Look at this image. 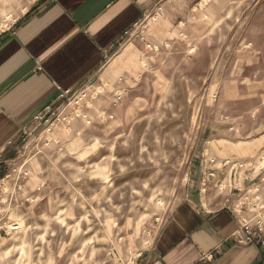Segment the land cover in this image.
I'll return each instance as SVG.
<instances>
[{"label":"rangeland","instance_id":"rangeland-1","mask_svg":"<svg viewBox=\"0 0 264 264\" xmlns=\"http://www.w3.org/2000/svg\"><path fill=\"white\" fill-rule=\"evenodd\" d=\"M34 1L0 0V34ZM170 27L142 22L113 68L133 77L101 79L80 107L26 131L0 176V226L20 227L0 234V264H127L207 150L264 167V0H202ZM261 179L248 189L264 199Z\"/></svg>","mask_w":264,"mask_h":264},{"label":"crops","instance_id":"crops-1","mask_svg":"<svg viewBox=\"0 0 264 264\" xmlns=\"http://www.w3.org/2000/svg\"><path fill=\"white\" fill-rule=\"evenodd\" d=\"M200 1L35 0L0 34V163L18 156L26 131L37 116L58 106L62 91L133 77L126 69L116 76L113 69L129 58L115 59L126 45V32L154 15L172 27ZM209 154L214 159L206 158ZM216 156L211 148L190 165L169 219L133 264H264L258 243L241 246L234 240L242 219L252 217L247 209H235L238 190L251 187L261 172H244L234 167L236 158L226 165L227 158Z\"/></svg>","mask_w":264,"mask_h":264},{"label":"built area","instance_id":"built-area-1","mask_svg":"<svg viewBox=\"0 0 264 264\" xmlns=\"http://www.w3.org/2000/svg\"><path fill=\"white\" fill-rule=\"evenodd\" d=\"M150 17H148L146 20H148ZM139 25H136L135 28H137ZM133 30L125 33L126 43L131 41V39L133 38V34H132ZM94 87L95 85H91L87 88L75 92L62 91L59 95L58 106L55 109L49 108L47 113L37 116L34 120V124L41 125L42 123L48 122L46 119L48 115L50 114L54 115L55 113L61 110L64 111V109L68 108L69 106L73 105L75 107H80L89 98V91ZM115 98L119 102L122 100L123 94H121L120 92L116 93ZM81 116H82L81 113H77V117H81ZM88 123L91 124V122ZM6 164L7 163H3V162L0 163V176L3 174L2 172L4 170L2 166ZM229 164L230 162H226V165ZM234 167L248 173L252 171H256L257 169V166L253 162L235 163ZM262 171H264V167L259 169V172ZM209 178L210 179L215 178V174L210 173ZM246 178L247 180H251V176L249 175H247ZM262 180L263 179H261V181ZM1 183L3 184V180L0 181V184ZM219 187L221 190H225V187L222 184ZM261 190H262L261 187H257L255 189L238 190V200H237V204L235 205V209L237 210L247 209L252 214V217L242 219L240 228L236 233V235L234 236V240L238 245L251 246L258 243L264 249V199L263 196L261 195L262 193ZM4 220L5 218L2 217V219H0V223ZM18 230H20V227L16 224L7 225V223H5L4 226H0V234H4L5 236H9L13 232H16ZM135 258L130 260L131 262L130 264L134 263Z\"/></svg>","mask_w":264,"mask_h":264},{"label":"bare ground","instance_id":"bare-ground-1","mask_svg":"<svg viewBox=\"0 0 264 264\" xmlns=\"http://www.w3.org/2000/svg\"><path fill=\"white\" fill-rule=\"evenodd\" d=\"M209 4V3H208ZM154 30L159 33H165L168 31V28L159 22H157V25L155 26Z\"/></svg>","mask_w":264,"mask_h":264}]
</instances>
